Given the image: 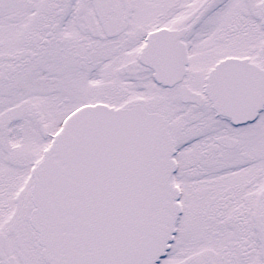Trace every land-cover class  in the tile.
Returning <instances> with one entry per match:
<instances>
[{"label": "snow or ice", "instance_id": "obj_1", "mask_svg": "<svg viewBox=\"0 0 264 264\" xmlns=\"http://www.w3.org/2000/svg\"><path fill=\"white\" fill-rule=\"evenodd\" d=\"M0 264H264V0H0Z\"/></svg>", "mask_w": 264, "mask_h": 264}]
</instances>
